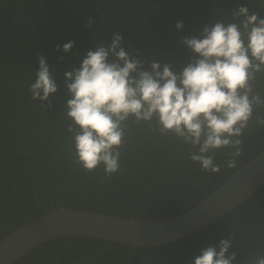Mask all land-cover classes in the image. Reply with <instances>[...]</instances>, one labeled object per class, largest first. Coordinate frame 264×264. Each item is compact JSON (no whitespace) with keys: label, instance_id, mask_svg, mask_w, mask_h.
Segmentation results:
<instances>
[{"label":"trees","instance_id":"obj_1","mask_svg":"<svg viewBox=\"0 0 264 264\" xmlns=\"http://www.w3.org/2000/svg\"><path fill=\"white\" fill-rule=\"evenodd\" d=\"M157 6L155 7V5ZM247 5L264 16L257 0H0V240L52 208L83 209L123 217L162 219L189 209L215 190L242 164L264 149V106L244 130L237 167L219 174L187 159L190 146L172 133L161 135L156 118L124 122L120 169L105 178L103 165L89 172L76 161L71 120L65 115L64 72L79 67L89 49L112 35L144 61L169 63L179 71L192 55L182 38L203 26L228 22ZM93 24L86 27L88 18ZM177 21L183 27L177 29ZM68 41L67 53L57 50ZM43 55L57 91L50 106L30 99L37 55ZM255 90L264 97V75ZM75 127V126H74ZM78 130V129H76ZM229 149L217 150L223 165ZM232 240V264H248L264 253V183L244 203L205 228L171 243L137 246L86 236H63L35 246L12 264H193L200 250ZM226 253V256L229 254Z\"/></svg>","mask_w":264,"mask_h":264},{"label":"clouds","instance_id":"obj_2","mask_svg":"<svg viewBox=\"0 0 264 264\" xmlns=\"http://www.w3.org/2000/svg\"><path fill=\"white\" fill-rule=\"evenodd\" d=\"M257 3L264 6V0ZM230 13V21L205 24L199 36L182 38L192 55L179 71L159 61L145 68L139 53L127 52L122 36L114 33L110 43L89 49L79 67L64 72L65 115L71 120L67 131L73 133L76 161L83 169L91 172L102 164L105 178L119 171L124 122L130 116L137 122L155 117L159 133H172L190 146L187 159L204 172L237 167L244 130L257 106H264V97L255 90L264 75V16L247 5ZM92 24L89 17L86 27ZM175 27L181 29L183 22ZM73 43L56 49L67 53ZM37 60L28 92L42 107L50 106L56 80L46 58L38 54ZM255 122L264 125V116L255 115ZM222 149H229L223 165L215 162L216 151ZM228 235L201 249L193 264H232L237 253H229L234 236ZM248 264H264V253Z\"/></svg>","mask_w":264,"mask_h":264},{"label":"water","instance_id":"obj_3","mask_svg":"<svg viewBox=\"0 0 264 264\" xmlns=\"http://www.w3.org/2000/svg\"><path fill=\"white\" fill-rule=\"evenodd\" d=\"M263 183L264 149L229 174L201 201L170 217L143 219L83 209L52 208L0 240V264H12L35 246L63 236L94 237L132 247L171 243L227 215L253 197Z\"/></svg>","mask_w":264,"mask_h":264},{"label":"flooded vegetation","instance_id":"obj_4","mask_svg":"<svg viewBox=\"0 0 264 264\" xmlns=\"http://www.w3.org/2000/svg\"><path fill=\"white\" fill-rule=\"evenodd\" d=\"M153 264H155V263H153Z\"/></svg>","mask_w":264,"mask_h":264}]
</instances>
